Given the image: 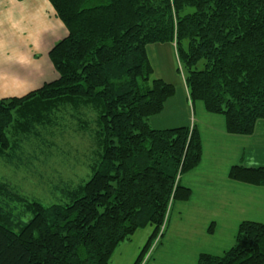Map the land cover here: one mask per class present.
I'll return each instance as SVG.
<instances>
[{
	"label": "trees",
	"instance_id": "obj_1",
	"mask_svg": "<svg viewBox=\"0 0 264 264\" xmlns=\"http://www.w3.org/2000/svg\"><path fill=\"white\" fill-rule=\"evenodd\" d=\"M49 1L68 29L50 51L58 78L0 99V157L17 165L24 145L54 146V127L68 115L90 134L96 159L89 180L64 185L56 204L0 179V264H111L121 243L153 226L142 264L172 201L192 196L180 176L202 159L195 125L149 124L175 87L150 80L147 46L174 44L191 101L222 115L229 134L252 135L264 120V0ZM84 110L95 113V127ZM228 176L264 187V166L234 165ZM197 263L264 264V223L241 222L231 248Z\"/></svg>",
	"mask_w": 264,
	"mask_h": 264
},
{
	"label": "rangeland",
	"instance_id": "obj_2",
	"mask_svg": "<svg viewBox=\"0 0 264 264\" xmlns=\"http://www.w3.org/2000/svg\"><path fill=\"white\" fill-rule=\"evenodd\" d=\"M28 9L30 18L29 24L23 31L21 54L27 61L28 79L32 83L35 81V77L41 76L46 79L54 75L55 67L50 57L51 47L55 46L58 38L63 37L67 32V27L54 14V7L49 0H33L28 4ZM147 53L153 68L150 80L162 79L171 83L174 85L176 93L171 105L165 104L166 111L158 114L162 116L149 122L152 128H156L154 127L157 125L156 123H165V121L169 122L168 124L171 126L174 124H186L189 127L197 125L198 121L201 118L203 120L204 117L200 116L199 106H195L197 113L194 115V104L201 105V102H193L189 96H185L184 101L187 102L185 103L181 102L179 98L182 92L187 93L188 69L179 60L175 45L171 43L149 44ZM197 67H202V61ZM203 114L213 115L206 112ZM214 117L223 116L214 114ZM81 118L92 122V127H95L96 115L93 111L84 110V115ZM78 122L79 120L73 116L67 115L60 118L54 127V136L52 137L54 146L51 145L48 148V146L41 145V149H35L34 146L24 145V152H19L20 159L16 160L18 161L17 165L16 163L11 165L0 157V179L9 182L20 193L35 198L44 205L64 202L65 197L61 191L65 188L63 186L66 184L73 186L89 180L93 173L89 165L96 159L93 153L96 145L89 133L85 134L84 131L76 130ZM51 141L49 140V143ZM248 162L252 166H264V120L259 121L257 135L249 150ZM208 167H211L209 163L201 170L205 171ZM194 170L180 176L182 186L188 188V184H191L193 190L191 198L188 201L178 198L172 201L167 221L162 229L163 235L161 233L152 240L142 264H198V257H193L194 250L209 249L211 241L206 238L196 240L190 234L193 232L202 233V227L209 219L215 218L214 221H217L218 217L231 218L234 216V208L231 210L221 207L220 196L204 195L199 174H195ZM262 209L261 213H264V208ZM226 222V224L221 222L217 228L219 226L229 228L232 225H229V221ZM215 227L216 224L213 225V228ZM153 231V226L138 229L129 240L124 241L116 248L111 258V264H135ZM225 232L226 229L221 232V235L216 234L217 232L215 235L219 239L220 245L228 250L233 245L228 243L230 240H227L229 237ZM175 237L189 239L193 244L192 247L188 240H180L178 244L174 243ZM161 239L164 247L161 246L162 243L159 245L158 252L155 253L156 245Z\"/></svg>",
	"mask_w": 264,
	"mask_h": 264
},
{
	"label": "crops",
	"instance_id": "obj_3",
	"mask_svg": "<svg viewBox=\"0 0 264 264\" xmlns=\"http://www.w3.org/2000/svg\"><path fill=\"white\" fill-rule=\"evenodd\" d=\"M32 1L33 0H0V99L22 97L36 89L41 88L45 83L58 78V73L55 70L52 77L49 76L46 79H43L41 76L35 77L36 79L34 82H29L27 74V61L21 54V42L24 35L23 31L29 24L30 17L28 16V4ZM53 12L58 17L55 9ZM67 35L68 29L62 38L57 39V42L54 45L64 39ZM186 92L187 93H181L179 97L181 102L187 103L184 101V98L185 96H189L188 87H186ZM174 96L167 100L166 105H171ZM195 104L194 115L197 113L195 106H199L201 113L200 116L204 117V119L201 120V118L198 121V124L195 125L201 138L202 159L199 166L193 172H196L195 174H199V181L202 184L204 195L215 197L217 195L220 196L221 207L224 209L230 208L231 210L234 208L235 211L233 210L234 216L231 218L218 217L217 221H214L215 218L209 219L207 223H203L204 226L201 230L202 233L193 232L190 234V236L196 240L206 238L211 241V247H209V249L200 248L194 250V258L198 257L202 253L219 255L221 251H226L227 248L220 245L215 232H217L216 234L221 235V232L226 229L225 233H227L229 237L227 240H230L228 243H232V246L234 245L237 227L241 222L257 221L264 223V213H261L263 210L262 208H264V187L237 182L230 179L228 176L230 168L234 165L259 167L252 166L248 162L249 150L253 144V139L257 135L259 121L256 125L254 134L249 136L232 135L225 129L224 117H214V114L204 115L203 113L206 111L203 104ZM165 107L160 114H162L164 110L166 111ZM206 113L209 114L208 112ZM159 116L162 115L153 116L154 119H152L153 117L150 118L149 122L151 120H155ZM168 123L169 122L167 121H165V123L158 122L154 127H156L155 129H163L164 127H167L164 129H168L170 127L175 128L186 125L174 124L171 126V124ZM208 163L211 167L202 171V167L208 166ZM188 186L193 193L191 184H188ZM226 221L230 222L229 225L232 224L229 228L222 226L217 228L221 222L226 224ZM214 224H216L215 228H213ZM180 240L190 241L187 238L175 237L173 242L178 244L180 243ZM162 243L161 239L156 245L154 250L155 253L158 252L159 245ZM190 244L192 247L193 244L191 241ZM161 246L164 247V243ZM154 259L156 260V258Z\"/></svg>",
	"mask_w": 264,
	"mask_h": 264
}]
</instances>
